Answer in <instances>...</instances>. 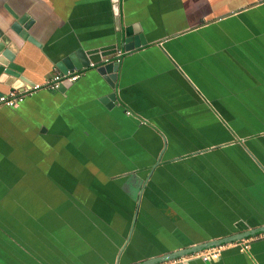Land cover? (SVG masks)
I'll return each mask as SVG.
<instances>
[{
	"label": "crops",
	"instance_id": "crops-1",
	"mask_svg": "<svg viewBox=\"0 0 264 264\" xmlns=\"http://www.w3.org/2000/svg\"><path fill=\"white\" fill-rule=\"evenodd\" d=\"M1 39L19 87L76 49L94 65L0 104V264H139L264 225V0H0ZM216 247L171 264H264V232Z\"/></svg>",
	"mask_w": 264,
	"mask_h": 264
},
{
	"label": "water",
	"instance_id": "water-1",
	"mask_svg": "<svg viewBox=\"0 0 264 264\" xmlns=\"http://www.w3.org/2000/svg\"><path fill=\"white\" fill-rule=\"evenodd\" d=\"M13 17L15 18L14 22L11 24V30L15 32L19 37L25 40H29L30 42L36 43L35 40L28 32V25H29V17L27 14L19 17L15 14L11 9H8ZM124 50L129 51L134 48L140 47L146 43L145 38L141 32L134 34V35H126L124 37ZM14 49L10 46L8 40H0V82H3L6 85L11 86L13 89L18 88L12 83L13 79H20L23 80V76L21 75L23 68L19 64L14 62L15 52ZM90 58L86 56V54L81 49H76L75 51L63 56L60 60L56 62L57 71L62 73H66L68 70L73 71L75 69H81L84 65H88ZM98 72L107 73L109 78H107L109 84L113 86V82L116 79V72L118 70V65L113 61H109L105 64H102L97 67ZM72 82H64L60 84L57 90L62 91L64 86L71 84ZM114 94L110 93L106 96V99L102 101L110 102L113 101ZM264 232V225L247 229L245 231L223 237L216 240L208 241L202 245H198L196 247L185 248L183 250H179L177 252L171 253L167 256L153 258L146 260L144 262H140L139 264H152L157 262L166 261L169 259H173L176 257L185 256L192 252H197L199 250L207 249L214 246H219L224 243L242 240L247 238L248 236L255 235L257 233Z\"/></svg>",
	"mask_w": 264,
	"mask_h": 264
},
{
	"label": "built area",
	"instance_id": "built-area-1",
	"mask_svg": "<svg viewBox=\"0 0 264 264\" xmlns=\"http://www.w3.org/2000/svg\"><path fill=\"white\" fill-rule=\"evenodd\" d=\"M113 52H114L113 56H106V55L100 54L101 60L105 63L109 61L119 62L122 54L124 53L123 49L121 47L115 48ZM111 57L112 59L114 57V59L113 60L110 59ZM89 65L93 66L94 63H89ZM81 75H82V70H73V71L68 70L66 73L56 71L51 75V77L44 84H37V83L27 84L26 83L18 88H14L13 90L5 94H1L0 104L9 106L12 108H16L20 105V103L23 101V99L27 95L35 92L36 90L42 87H46L51 90H57L60 84L64 82H75L81 77ZM242 247L244 249L247 248L248 243L245 242L244 244H242ZM219 254H220L219 249L216 246H214V247L204 249L202 251H198V253L195 252V254H192L190 256H185V257L181 256L180 259L183 260V262H187V260H189L190 257L194 256V257H200L201 259L208 261V260L217 258ZM176 258L166 260L165 262L163 261V262H159V263L157 262V263H152V264H171V263L178 261V259Z\"/></svg>",
	"mask_w": 264,
	"mask_h": 264
}]
</instances>
